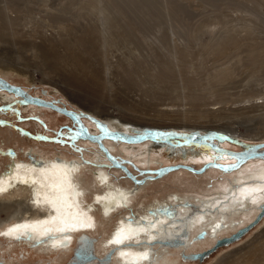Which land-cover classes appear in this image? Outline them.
<instances>
[{"label":"rangeland","instance_id":"rangeland-1","mask_svg":"<svg viewBox=\"0 0 264 264\" xmlns=\"http://www.w3.org/2000/svg\"><path fill=\"white\" fill-rule=\"evenodd\" d=\"M45 34L55 45V52L54 45L45 41ZM220 37L224 38L223 45L218 44ZM232 39L236 40L235 48ZM258 46L264 50V0H0V64L11 67L7 73L0 67V75L58 106L89 111L109 127L106 117L112 114V119L129 118L132 123L150 127L191 128V132L216 130L249 142L264 141V117L249 107L257 97L237 101L240 92L252 84L264 87V51L259 57ZM251 48L259 51L249 55ZM253 57L262 59L258 61L261 67H257L260 63L254 62ZM62 85L68 89L63 90ZM20 97L16 100L22 103L14 99L11 103L0 101V146L12 147L16 152V156H0V173L12 157L26 159L25 151L30 148L46 156L60 153L85 164L79 177L88 199L101 190L90 171L97 167L113 174L116 186L134 189L132 209L136 213L144 212L155 200H169L172 194L178 200L188 197L201 209L200 198L219 197L216 192L225 186L248 181L239 170L251 177L257 165L264 169V158L248 157L237 170L208 166L202 172H194L177 167L135 183L106 157L98 142L80 134L73 138L66 134L77 129L71 116L52 107L25 110L33 103L23 102ZM215 107L221 109L212 112ZM81 120L94 134L102 131L93 120ZM19 127L51 138L31 136ZM101 140L136 178L154 174L140 169L176 162L200 167L206 161L186 159L182 150H211L153 140L149 144L133 143L137 150L131 157L133 150H127L128 143L109 137ZM210 142L232 150L242 149L240 144L218 137ZM155 144L160 146L155 148ZM215 159L229 162L233 156ZM26 196L22 191L17 195L21 200H26ZM253 200L230 217L238 223L236 227H226L219 236H228L249 224L237 238L218 245L202 259H188L183 254L209 248L216 239L208 237L207 229L200 237L202 229L195 227L191 231L185 226L178 237L191 244L184 248L185 243L180 241H162L172 254L153 264H231L240 254L243 257L240 262L236 259V264H264V210L256 218L264 198ZM200 213L201 210L195 212V216ZM94 214L98 222L96 253L104 254L100 241L106 240L114 229L118 215L102 217L97 207ZM10 215L0 211V228L17 219V215ZM70 256V251L50 252L0 237V264H67Z\"/></svg>","mask_w":264,"mask_h":264},{"label":"bare ground","instance_id":"bare-ground-1","mask_svg":"<svg viewBox=\"0 0 264 264\" xmlns=\"http://www.w3.org/2000/svg\"><path fill=\"white\" fill-rule=\"evenodd\" d=\"M46 37L47 39H45V41L48 40V35H46ZM223 37L219 38V45L224 44V42H222L224 40ZM53 39L52 41L54 42L55 40ZM45 41L43 40V42ZM47 42L50 43L51 40H48ZM231 45L235 48L237 45L236 40H233ZM54 47L55 45L52 48L54 49ZM259 50H261V48ZM259 50L251 48L248 53L249 55H253L254 51L258 52ZM45 51L43 53H45ZM263 51L264 50H261L258 53L259 57L260 53ZM53 52H55V49ZM71 55H73V53ZM261 58H263V56H261ZM252 59H254L253 61L255 62V57ZM74 61L79 64H83L79 59H75ZM256 61L261 62L262 59ZM259 65L257 66L256 64L257 67H261V63ZM0 67H2L1 69L5 73H7L8 70H11V67L9 68L5 65L0 64ZM18 71L23 73L22 69ZM62 89L66 91L68 87L62 85ZM9 91L14 92L12 90ZM241 92L237 101L244 102L249 101L250 98L257 97L258 100L256 99L255 101H251L249 107L251 110L257 111L262 117H264V87L254 83L248 88H245L242 93ZM12 94L13 93L10 92H0V101L4 103L10 101L12 102V100L16 98V94ZM19 101L22 103L21 100ZM27 102L33 103V105L29 104L30 106H25V110L33 109L36 111L43 109V107L51 109V106L49 107L48 104H42L41 102ZM23 104L28 105L26 103ZM220 109L221 107H215L212 109V112L216 113ZM108 115L109 116H107L106 119H108L112 129L114 130L137 133L141 132L142 127L144 126L150 127V125L141 124V122L140 124L132 123L129 118L128 120L112 119V114ZM82 117L90 119L85 116ZM176 130L188 131V129ZM93 131L88 130L91 134H94ZM189 131L190 134L195 132H191V128H189ZM209 131L213 132L212 130ZM262 131L264 132V127H262ZM152 134L154 133H151L150 135ZM263 136L259 138H262ZM215 137L211 139H215ZM211 139L208 141L210 142ZM221 139L223 140V138ZM153 140L156 139L146 138L139 141H121H124L123 143H128L129 145L127 150L129 151L132 149V153H134L136 152L137 147L135 146L136 144L134 145L133 143L144 142V144H149ZM159 146L160 145L158 144L154 145L155 148ZM5 148L4 146H0V156L5 157L8 155V149ZM208 148L211 150L194 152L191 151L190 148H187L184 151L182 150V152L186 159L207 162L214 159L216 154V150H214V148ZM32 151L33 150H31V148L25 151L26 159H17L16 157H12L10 162L7 164L6 169L0 173V211L4 210L12 216L17 215V219L15 221L9 223L3 228H0V237L7 239L10 243H24L26 246L34 248L35 246H38L40 249L50 252L60 253L63 251H69L76 235L81 232L90 230L91 232L89 233H96L98 230V222L94 214V210L97 207L99 214L102 217L111 218L118 215V221L116 220L117 223L114 225V229L110 232L107 239L105 238L106 240L100 241L102 248L101 251L105 253L104 256L106 255V252L109 253L112 248H115L113 251L116 252L113 256H116L118 253L120 259L115 257L114 260H112V264H153L157 262L159 258H163V256H167V254H172V252H169V248H167V246H161L162 241L167 240L166 244H176L179 241L180 244L186 243L187 240L185 241L184 238L178 237L183 232L185 226H187V229L191 231H193V228L195 227L202 230L207 229L208 237L211 239H217L226 227H236V224H238L235 220H230L232 215L240 213V210L244 209V206L246 207L251 200L257 199L258 197L264 198V169L259 168L257 165L256 170L250 173L251 177H246V174L243 173L242 169L238 171L240 175L248 178V181H241V183H237L238 185L236 184V186H234V184L225 186L223 190L216 192L218 195H221L219 197L215 196L212 199L200 198L199 204L202 210L199 206L192 203V200L190 201L188 197L180 198L178 200L177 196L172 194L169 196V200H165L164 202L155 200L154 203L149 205L144 212L136 213L132 209L133 206L130 205L131 199L133 202L134 191L124 189L122 186H116L113 174H111L107 169L97 167L96 169L94 168L90 170L94 181L101 189L100 192H95L93 194L94 197L92 199H94V202H92L91 200L85 199L87 196L86 188L83 186V183L80 182L79 173H81L82 166L85 165L83 162L76 158L67 159L60 153L58 154V157L60 158H56L57 155L46 156ZM260 152L261 151L258 150L252 154H260ZM15 153L16 152L14 151V153L10 155L16 156ZM132 153L131 157H135V153ZM223 154H226V152L224 151ZM30 156L37 158L40 162H33ZM249 157L264 158V156ZM239 166L234 169L237 170ZM235 179L237 181L239 178L237 177ZM21 191L24 192V194H27L26 200L18 199L17 195ZM9 196H12V198L7 200ZM239 205L241 207H239ZM122 208H128L126 213L123 215L122 212H124V210ZM161 208H175V211L172 214H169L165 210H161ZM194 210L196 212L197 210H201L200 215L194 216L193 218L190 217L187 221L186 218L190 215V212ZM1 223L2 222L0 221V225ZM187 233L188 231H185V235ZM82 240L83 239H81V242L76 249L78 253L82 252ZM155 244L160 245L161 252H158L160 247L157 248ZM190 244L191 241H187V243L184 244V248L188 247ZM91 250L94 254V248L92 245ZM163 250H165V252H163ZM249 251L247 253H250ZM111 253L112 251L105 257L103 261L104 263L110 260ZM183 255L185 258H188V254ZM94 256L95 255H93L90 259H95ZM242 257L243 254H240L237 257L235 256L231 264H236V259L238 261L239 259L241 260ZM77 259L78 258L76 256L74 261H77ZM90 259L85 260V263L83 264H87V261H90ZM74 263L71 262V264Z\"/></svg>","mask_w":264,"mask_h":264},{"label":"water","instance_id":"water-1","mask_svg":"<svg viewBox=\"0 0 264 264\" xmlns=\"http://www.w3.org/2000/svg\"><path fill=\"white\" fill-rule=\"evenodd\" d=\"M0 87L6 88L8 90H12L17 94L22 95L24 97V99H26L27 101L41 102L42 104H48L52 108L60 110L64 113L68 114L69 116H71L73 118V120H75V122H77V128L80 130V133H78V131L74 130V133L72 134V138L76 137V136H78V134H80L82 137H85V138L87 137L90 140L97 141L100 148L104 151L106 157L109 160H111L114 164L120 166L123 170H125V172L134 180L135 183H142L146 178H154L156 176H160L161 174L167 172L168 170H171V169H174L177 167L188 168L194 172H202L208 166H217L223 170H228V169H234V168L238 167L249 156H264V141L249 142V141H245L242 139L233 138L227 133H224L222 131H216V130L215 131L212 130L213 132L195 131V132L190 134V131L176 130L175 128H172V127L163 128V127L144 126V127H142L141 132H137V133L123 132V131L114 130V129L108 127V125L100 117L90 113L89 111L82 110V109H80L79 111H76L73 109H67L64 106H58L57 104H55L51 100H44L43 98H41L37 95L29 93L22 86L10 82L8 79H6L5 77H3L1 75H0ZM82 116L88 117L91 120H93L101 128L102 131L100 130L101 132H99L98 134L89 133L88 130L85 128L83 121L81 120ZM19 128L25 132H28L31 136H34V137L51 138L50 136H47L45 134H33V133H30L29 131H27L25 129H22L21 127H19ZM151 133H154V134L150 135ZM153 135H155V136H153ZM215 136H217L218 138H223L224 140H230L232 142L240 144L242 146V149L232 150V149H228L227 147H222V146H219L218 144H215V143L208 141L209 139H211ZM102 137H111V138L121 139V140H125V141H139V140H143L146 138H152V139L154 138L158 141H166L172 145L194 144V145L205 146L207 148L208 147L214 148V150H216V154L214 156V159L205 162L200 167H194L190 164L176 162V163H172V164H166V165L158 166L156 168L140 169V171L145 170V171L153 172L154 174L153 175L148 174L142 178H136L135 175L130 173V171L126 168V166L124 164L121 163L120 160H117L116 157L111 152L108 151L107 147L102 143V141L100 139ZM175 138L176 139L179 138V140L174 141ZM258 150L261 151L260 154H252L253 152H256ZM224 151L226 153H228V155L230 154V156H228V157L231 158L233 156L232 161H229V162L222 161L221 162L220 160L218 161L215 159L218 156L224 157V158L227 157V156H224V154H223ZM8 153L13 154L14 149L12 147H9ZM30 158L35 163L40 162L35 157L30 156ZM56 158H60V157L57 156ZM161 210H165L169 214H172L175 211V208H172V209L171 208H161ZM263 210H264V202L261 204L260 212H258L256 218H258L260 216V214ZM248 225L249 224L236 229L234 232L230 233L228 236H222L221 238H217L215 240V242L209 248H206L202 251L192 252V253L188 254L187 257L188 258L202 259L204 257V255H206L211 250L215 249L218 245H220L224 242L233 240V239L237 238L238 236H240L248 228ZM203 234H204V230H201L199 232L198 236H203ZM80 253L81 252L78 253L75 250V255L77 256L78 260L73 261V263L75 262L74 264H78L80 262L85 263V260L92 258L94 255L92 250H87L86 252H83V254H85L84 256L81 255ZM107 255H109V254H106V256ZM80 256H83V258H81Z\"/></svg>","mask_w":264,"mask_h":264},{"label":"flooded vegetation","instance_id":"flooded-vegetation-1","mask_svg":"<svg viewBox=\"0 0 264 264\" xmlns=\"http://www.w3.org/2000/svg\"><path fill=\"white\" fill-rule=\"evenodd\" d=\"M0 89L1 90H3V89H5V88H3L2 89V87H0ZM3 91H5L6 93H12L11 91H9V90H7V89H5V90H3ZM27 91V90H26ZM13 94H16L15 96H16V98H18L19 96H21L20 98L23 100V102H27V100L26 99H24V97L22 96V95H20V94H18L17 95V93H14L13 92ZM12 94V95H13ZM16 98L14 99V100H16ZM13 101V100H12ZM16 102H20L19 101V99L18 100H16ZM22 105H25V104H22ZM76 127H77V124H76ZM78 129V128H77ZM77 129L75 128V131H77ZM71 131H73V129L71 130ZM74 133V132H73ZM73 133H66L67 135H70L71 134V137H72V134ZM78 133H80V131L78 132ZM5 148V147H4ZM5 149H7V147L5 148ZM9 154V153H8ZM112 182H113V180H112ZM132 191H134V189H132ZM134 193H135V191H134ZM94 196H93V194H92V196H91V198L90 199H88L87 197L85 198V199H87V200H91L92 202L94 201V199H92ZM130 205L131 206H133L134 204H133V202L132 203H130ZM123 210H124V213H126V211H127V209L128 208H122ZM201 210H202V208H201ZM198 211V210H197ZM194 212H196L195 210L194 211H192V212H190V215L186 218V220L188 221L189 219H190V217H194L195 215H197V214H194ZM123 213V214H124ZM122 214V215H123ZM194 214V216H192ZM118 218V217H117ZM116 218V219H117ZM118 221V220H117ZM117 221L115 222V223H117ZM112 228H114V226L112 227ZM112 230V229H111ZM110 230V231H111ZM89 232H91L90 230H87L86 232H81V233H79V234H77L76 235V237H75V239H74V241H73V244H72V246H71V248H70V252H71V256H70V258H69V261H68V263L67 264H71V262H73L74 261V259L76 258V255H75V250L77 249V247L79 246V243L81 242V239H83L82 241V245H83V247H82V252L80 253L81 255H85V254H83V252H86L87 250H91V245L93 246V248H94V257H95V259L93 258V259H90V261H87V264H111L112 263V260H114V258L115 257H117V258H119L120 259V257L118 256V253H117V255L116 256H113L114 254L113 253H115L116 251H112L113 249H115V248H112L111 250H110V252L112 251V253H111V257H110V260L109 261H107V262H103L104 261V259H105V257H106V255L104 256V254H97L96 252H97V250H96V242H97V240H98V238H97V236L95 235V233H89ZM86 233V234H85ZM169 239H171V238H169ZM87 240V241H86ZM89 240H90V243H89ZM96 241V242H95ZM186 243H187V241H186ZM185 243V244H186ZM85 246V247H84ZM161 246H163V245H161ZM165 246V245H164ZM117 250H118V248H117ZM109 252V253H110ZM108 252H106V254H109ZM83 256H80L81 258H83ZM78 260V259H77ZM80 260V259H79ZM93 261V262H92ZM81 263V262H80ZM80 263H78V264H80ZM81 264H83V263H81ZM114 264V263H113Z\"/></svg>","mask_w":264,"mask_h":264},{"label":"crops","instance_id":"crops-1","mask_svg":"<svg viewBox=\"0 0 264 264\" xmlns=\"http://www.w3.org/2000/svg\"><path fill=\"white\" fill-rule=\"evenodd\" d=\"M104 241V240H103Z\"/></svg>","mask_w":264,"mask_h":264}]
</instances>
